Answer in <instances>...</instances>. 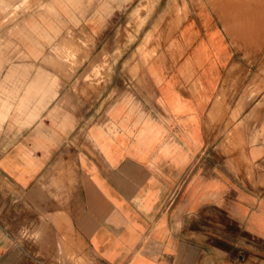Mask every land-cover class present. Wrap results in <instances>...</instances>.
Wrapping results in <instances>:
<instances>
[{"label":"crops","instance_id":"obj_1","mask_svg":"<svg viewBox=\"0 0 264 264\" xmlns=\"http://www.w3.org/2000/svg\"><path fill=\"white\" fill-rule=\"evenodd\" d=\"M52 7L9 22L0 13L4 258L64 242L95 264H264V101L227 148L235 105L222 83L245 65L218 19L186 17L175 58L147 66L145 92L74 109L99 52ZM63 46L78 48L75 65ZM37 253L28 258L54 264L53 246Z\"/></svg>","mask_w":264,"mask_h":264},{"label":"rangeland","instance_id":"obj_2","mask_svg":"<svg viewBox=\"0 0 264 264\" xmlns=\"http://www.w3.org/2000/svg\"><path fill=\"white\" fill-rule=\"evenodd\" d=\"M52 5L69 18L64 27L87 28L80 44L99 52L92 58L86 83L75 86L74 109L103 110L120 97L145 92L149 63L175 58L171 41L179 24L190 15L212 14L233 44L235 61L245 65L233 68L222 83L225 91L232 92L235 105L225 122L227 129L232 127L226 145L230 150L239 145L242 113L249 105L255 108L260 97L264 101V0H0V13L9 22L32 11L52 12ZM61 49L60 58L75 65L78 48ZM52 246L56 256L49 263L95 264L94 259L78 258L84 256L79 243L27 244L24 255L47 256ZM28 257L9 259L0 253V264H38Z\"/></svg>","mask_w":264,"mask_h":264}]
</instances>
